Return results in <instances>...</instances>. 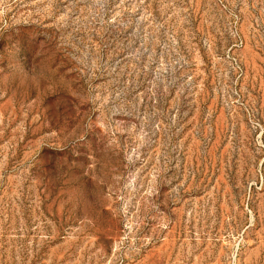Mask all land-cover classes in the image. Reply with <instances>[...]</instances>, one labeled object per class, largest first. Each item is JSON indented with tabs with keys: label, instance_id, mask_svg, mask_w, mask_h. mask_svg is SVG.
Listing matches in <instances>:
<instances>
[{
	"label": "rangeland",
	"instance_id": "rangeland-1",
	"mask_svg": "<svg viewBox=\"0 0 264 264\" xmlns=\"http://www.w3.org/2000/svg\"><path fill=\"white\" fill-rule=\"evenodd\" d=\"M0 264H264V0H0Z\"/></svg>",
	"mask_w": 264,
	"mask_h": 264
}]
</instances>
